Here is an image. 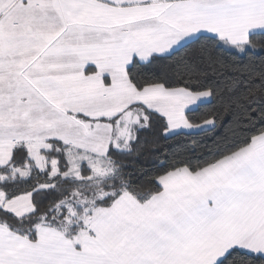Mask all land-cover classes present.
<instances>
[{"label": "snow or ice", "instance_id": "snow-or-ice-1", "mask_svg": "<svg viewBox=\"0 0 264 264\" xmlns=\"http://www.w3.org/2000/svg\"><path fill=\"white\" fill-rule=\"evenodd\" d=\"M0 264H264V0H0Z\"/></svg>", "mask_w": 264, "mask_h": 264}]
</instances>
